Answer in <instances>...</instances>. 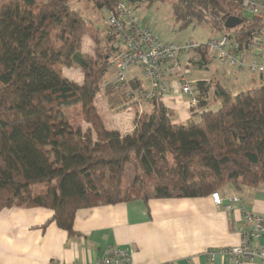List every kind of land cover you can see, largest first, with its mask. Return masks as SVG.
<instances>
[{"label":"trees","instance_id":"1","mask_svg":"<svg viewBox=\"0 0 264 264\" xmlns=\"http://www.w3.org/2000/svg\"><path fill=\"white\" fill-rule=\"evenodd\" d=\"M99 0L115 11L118 2ZM181 28L193 20L209 25L247 47L251 32L264 24L245 17L241 0H169ZM237 15L241 22L224 26ZM68 0H8L0 7V211L13 206L44 207L52 220L74 235L78 209L151 198L204 197L230 184H264V82L233 94L215 82L209 109L211 80L195 81L199 89L197 121L172 122L173 110L162 93L150 112L136 113L131 132L106 129L95 98L99 92L114 109L132 97L125 88L103 83L111 55L120 45L108 32L99 36ZM107 31V29H106ZM89 35L93 54L82 49ZM196 68H207L200 51ZM63 66L80 68L82 82L62 76ZM140 89V81H130ZM126 87V86H124ZM78 106L84 126L71 123L69 109ZM131 162L133 175L122 187ZM45 188L34 191L33 184Z\"/></svg>","mask_w":264,"mask_h":264},{"label":"crops","instance_id":"2","mask_svg":"<svg viewBox=\"0 0 264 264\" xmlns=\"http://www.w3.org/2000/svg\"><path fill=\"white\" fill-rule=\"evenodd\" d=\"M87 36L92 43V55L93 42ZM86 41L83 47L90 49V42ZM219 72L226 73L224 69ZM255 75L250 72L244 79L252 83ZM78 77L83 78L81 72ZM259 77L264 80L263 74ZM130 81H140L143 88L136 72H132L123 87L126 92L135 90L130 88ZM164 87L161 99L179 119L187 110L179 81L166 77ZM131 97L139 107L136 113L150 112L144 107L141 109L142 102L149 100H142L136 94ZM190 118L187 115L186 122ZM133 126L134 120L125 133L118 128L113 130L126 134ZM217 192L221 198L219 204L208 195L151 198L146 203L131 200L81 208L75 213L72 236L55 224L53 212L48 208H4L0 211V264H81L94 261L113 248L129 252L132 264H264L259 257H235L228 252L242 242L240 230L248 228L243 221L245 211L264 217V184L240 189L227 184ZM259 242L264 245V234Z\"/></svg>","mask_w":264,"mask_h":264},{"label":"built area","instance_id":"3","mask_svg":"<svg viewBox=\"0 0 264 264\" xmlns=\"http://www.w3.org/2000/svg\"><path fill=\"white\" fill-rule=\"evenodd\" d=\"M126 1L118 2L115 11H109L106 18L107 32L119 38L120 45L111 55L115 74L111 80L116 87L127 84L128 73L140 71L147 80L148 89L129 90L142 99H152L165 91L164 79H179L180 92L188 96L187 105L196 110L199 103V89L195 81L188 80L189 69L200 60V51H205V61L219 65L233 66L239 73H264V31L251 32L247 47L240 48L238 41L231 36L218 33L206 43L188 42L175 45L161 41L152 30L135 17ZM241 7L264 23V0H241ZM182 55L185 57L182 59ZM262 58L257 61L256 57ZM215 204L221 203L220 194H210ZM238 201V198H234ZM229 207V206H228ZM243 221L247 229H241L242 242L228 249L235 257H259L264 262V245L259 239L264 234V217L244 212ZM71 264H78L72 262ZM81 264H132L131 254L121 248L109 249L98 259Z\"/></svg>","mask_w":264,"mask_h":264},{"label":"rangeland","instance_id":"4","mask_svg":"<svg viewBox=\"0 0 264 264\" xmlns=\"http://www.w3.org/2000/svg\"><path fill=\"white\" fill-rule=\"evenodd\" d=\"M7 1L8 0H0V7L4 5ZM98 1L99 0H68V4L72 9L78 10L83 16V18L89 21L90 29H93L94 32H96L99 36L104 37L107 32L106 18L108 16L109 10H107L105 7H100ZM148 3L149 2H140L134 5L128 4V6L132 10L133 15L139 18L142 24H146L153 31V33L163 42L173 43L175 45L184 44L188 42L206 43L209 39L213 38L218 34L209 25L202 22L197 23L195 20H193L187 27L181 28V25L175 22L173 18L171 4L169 0H155L151 4ZM242 12L245 17H252L250 12L245 10H243ZM260 30L264 31V27H262ZM87 35L83 37L82 49L83 51L91 54L92 43L90 42L89 37ZM85 39L87 40L86 42L88 44L90 42V49L89 47H83V42L85 41ZM184 58L185 57L182 55V59ZM220 69H224L226 73L223 75L219 72ZM247 71L248 70L238 73L237 69H235V67L233 66H221L215 62H212L208 64L207 68H190L189 75L187 77L190 81H194L200 78L211 80L212 85L209 87V89L211 88V90H208L209 109L216 110L220 106V102L213 98L212 93L215 82H220L227 88L231 89L233 94H237L239 91L250 88L252 86H258L264 82V80L259 77V74L255 72L257 75L254 76V81L248 84V81L244 79L247 74L250 73V71ZM80 72L82 73L81 69L76 67L63 66L61 69V74L63 77L75 81L76 83L82 82V78L78 77L80 76ZM114 74L115 68L111 64L103 77V83H107L112 80ZM136 75L140 78L143 89H148V83L144 75H142L140 71H136ZM96 99L97 102L95 101V106L106 129L113 130L118 128L122 133H125L131 128V126L133 125L135 113L137 110L139 111V107L136 106V102L133 103L134 101L129 100L128 102H126L125 108L114 109L107 105L105 99L102 96V92H99L97 94ZM187 100L188 96L184 95V104L187 110L184 111V114L179 116V119L178 117L175 118L173 116V123L185 124L187 115L188 118L191 117L195 121L199 119V112L201 110L197 108L200 111H196V114L192 113V110L188 108ZM142 107H144L146 111H150V101L142 102L141 109ZM69 115L71 116V123L74 126H85V123L82 121L80 115V108L78 106L69 109ZM132 175L133 167L132 163L129 162L126 164L122 174L123 189L127 186ZM32 188L34 191H40L45 188V184H33Z\"/></svg>","mask_w":264,"mask_h":264},{"label":"water","instance_id":"5","mask_svg":"<svg viewBox=\"0 0 264 264\" xmlns=\"http://www.w3.org/2000/svg\"><path fill=\"white\" fill-rule=\"evenodd\" d=\"M241 22V18L237 15H231L224 20V26L226 28H232Z\"/></svg>","mask_w":264,"mask_h":264}]
</instances>
